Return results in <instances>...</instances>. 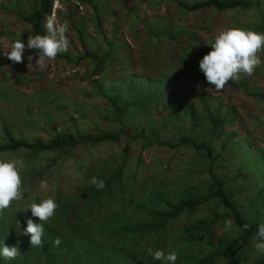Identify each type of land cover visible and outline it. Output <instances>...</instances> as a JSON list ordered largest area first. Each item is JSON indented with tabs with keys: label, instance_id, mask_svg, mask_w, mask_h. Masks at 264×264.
Wrapping results in <instances>:
<instances>
[{
	"label": "trees",
	"instance_id": "obj_1",
	"mask_svg": "<svg viewBox=\"0 0 264 264\" xmlns=\"http://www.w3.org/2000/svg\"><path fill=\"white\" fill-rule=\"evenodd\" d=\"M158 2L145 1L143 10L152 9L142 22L147 35L131 37L132 47L121 33L110 34V39L103 35L97 53L88 44L91 37L74 23L81 54L73 59L62 52L56 57H65L68 64L77 66L85 62L89 94L103 101L95 107L102 113L103 123L110 126L97 123L96 133L78 132L75 127L65 131L49 128V137L30 141L12 136L10 125L17 123L21 114L0 111V157L10 153L12 157L7 158L20 157L25 163L21 173L24 198L18 201L23 204L18 206L14 201L0 220V244L18 247L20 255L14 260L0 257V264H74L87 257L98 264H164L148 254L149 247L166 254L175 251V264H264V254L252 247L253 236L264 223V64L253 75L242 74L217 91L199 69V61L211 51L213 42L200 43V34L193 30L178 32L179 27L189 25L185 17L208 10L230 15L233 20L228 28L264 33V0H160L166 5L165 27L152 28L163 26L157 19L153 22ZM51 3L37 0L27 13L16 12L13 20L20 21L33 36L46 35L44 23ZM89 4L98 11L97 2ZM170 4L174 7L168 11ZM67 10V16L73 15ZM131 10L139 19L136 9ZM93 17L94 30L101 32L105 22L98 12ZM114 29L120 31L115 24ZM118 37L127 47L126 60L121 55L123 49L120 52L114 45ZM24 54L38 56L36 50L28 48ZM258 55L264 60V50ZM3 56L0 65H13ZM170 60L175 64H168ZM188 76H194V81L189 82L186 92L182 81ZM246 79L257 89L245 87ZM133 80V87L123 85ZM145 81L153 85L145 86ZM139 85L147 90H133ZM229 89L256 102L249 117L239 116L240 108L225 95ZM63 92L51 93L59 106L72 102L66 97L71 96L70 89ZM56 111L68 114L67 109ZM83 111L81 107L74 112L81 115ZM51 115L47 125L58 119L56 113ZM253 115L251 127L245 120ZM65 117L59 126L64 122L90 125L87 119ZM23 124L31 126L26 119ZM245 126L248 131L239 130ZM92 177L102 179L105 188L97 190L89 182ZM42 181L47 182V188L41 189ZM246 192L250 207L239 199V194ZM48 197L59 207L44 224L43 247H32L30 237L23 234V218L31 217V211L24 210L31 202ZM13 211L15 214H10ZM15 219L21 221L20 228ZM227 221L233 227L225 231ZM57 237L59 246L54 245ZM107 248L123 254L119 261L105 251Z\"/></svg>",
	"mask_w": 264,
	"mask_h": 264
},
{
	"label": "rangeland",
	"instance_id": "obj_2",
	"mask_svg": "<svg viewBox=\"0 0 264 264\" xmlns=\"http://www.w3.org/2000/svg\"><path fill=\"white\" fill-rule=\"evenodd\" d=\"M58 8L56 9L55 13L60 22L67 21L70 25L69 31L67 33V36L70 41L69 48L66 52H63L64 54H68L74 59V56L80 55V48L78 46V43L76 42V32L74 31L73 24L77 23L80 28L83 30L84 34L88 37V44L93 46L94 51H98L97 49L98 45L101 44V36H110L108 35V27L112 24L119 25V30H112L110 31L113 35H119L121 33L122 39H128L131 43V47L134 45L132 44V40L130 39L135 38L139 39L142 36H146L147 33H145L146 27L142 22H146V15H151L152 9L148 11H144V3L145 1L148 2V0H110V2L114 3L113 9L110 8L109 11L106 13L108 9H106V6L108 5V0H84V2H81L82 0H56ZM89 1L91 4H94L97 2L99 4L98 11L95 9H91V6L89 4ZM186 3H189L192 0H182ZM37 0H0V54L2 55L0 57V62L4 60V52L7 50H10V47L12 45L13 40L20 39L21 42L25 44V49L27 48V40L29 36H33L29 29H25L24 25L20 21L13 20L16 18V12H22L27 13L30 8L34 5H36ZM80 4V9L77 8L75 3ZM112 3V4H113ZM137 5V6H136ZM158 8H153V22L157 21L159 23H163V26H156L152 28H160L165 27V3L164 2H158ZM125 7V8H124ZM150 7V6H149ZM174 4H170L167 7V10H173ZM131 8L136 9L138 12L137 15L139 20L136 19L135 11L131 10ZM67 9H71L73 11V15L70 17L67 16ZM159 9L160 12L157 13L156 10ZM119 12L117 14V11ZM143 11V13H142ZM100 14V17L103 19V22H105L106 26L105 28H102L101 32H94V17L93 15L96 13ZM110 12V13H109ZM157 14H161L162 16L157 17ZM169 14V13H168ZM152 19V18H151ZM233 19H231L230 15H228L226 12L219 14L212 11H204V12H197V14L194 15H188L185 17L186 22L189 23V25L185 24L183 21L182 23L185 24V26L179 27V33L183 32V30L186 31H196L200 34V43H207L208 39H210L212 42H214L215 36L218 34V32L222 29H226L228 27L227 24L230 23ZM111 21V22H110ZM110 23V24H108ZM152 23V22H151ZM180 26L181 23H178ZM203 25V29L198 28ZM45 26V23H44ZM46 28V27H45ZM2 29V30H1ZM110 30V29H109ZM104 33V34H102ZM94 34V35H92ZM111 37V36H110ZM109 37V39H110ZM151 37V36H150ZM186 39V36L183 37ZM121 38L118 37L115 39L116 43L114 44L115 47H118L119 51L121 52L122 58L126 60L127 56L125 55V49L127 47L121 43ZM152 40V39H151ZM96 46V48H95ZM199 46V44H198ZM89 47V45H87ZM200 49V47L198 48ZM79 53V54H78ZM32 56L31 54H24L23 62L22 63H13L11 64H1L0 65V111L1 110H9V115H15L16 113H20L21 117H18L17 123H13L10 125V128L12 129V136L14 138H23L26 140L32 141L33 139H46L50 136V131L53 128L55 129H63L64 131L68 128L70 130H75L77 128L78 132H90V133H96L94 125L98 123V126L104 127L105 125H109L107 122L103 123L102 121V113L96 108L95 106L103 105V101L101 98L95 99L94 95L89 94V89L91 87L89 81L85 80L84 77V70H85V62L81 61L80 64L77 66V64H68L65 57L56 58L55 60H50L47 62V67L45 70L41 71L39 68L35 67L36 59H38V56H33V60L31 61L33 67L29 68L27 67L29 61L28 57ZM117 59V58H116ZM172 61V62H171ZM164 62V61H163ZM175 62L173 60L168 61V64L171 66ZM165 64H162L164 66ZM186 66V65H185ZM184 67V66H183ZM189 67H191L189 65ZM183 70V68H180V72ZM178 72V74L180 73ZM188 73V71H186ZM242 75V74H240ZM123 77H127L125 75H122ZM194 81V76H188L182 81V89L186 92L190 90L189 82ZM251 79H246L244 81L245 87H252L251 86ZM136 83V81H132L131 83H125L123 85L128 87H133V85ZM159 83V82H155ZM145 86H152L153 83L149 81H145L143 83ZM196 85V84H195ZM262 85V83H261ZM259 85V86H261ZM103 86V85H99ZM107 86V85H105ZM196 87V86H195ZM103 87H101L102 89ZM194 88V87H193ZM63 89L67 90L70 89V95L66 96L71 98L72 102L71 104L65 102L63 105L59 106L57 104V101L51 96V93L53 90L59 93H64ZM100 89V88H98ZM100 89V90H101ZM106 89V88H105ZM144 90H147V88L143 87V85H139L133 90L143 92ZM251 90H256L257 86L250 88ZM124 90V89H123ZM91 92V91H90ZM99 93L100 91L97 90ZM106 93H109V90L105 91ZM69 93V92H68ZM189 94V93H188ZM217 95V94H213ZM225 95L229 97L233 103H235L239 108V116L245 119L247 114L251 115L255 107L256 102H249L248 99L242 98L241 94H238L237 90L229 89L225 91ZM11 99V100H10ZM224 99V98H223ZM63 102V100H62ZM6 103V106H4ZM8 103V104H7ZM14 105V106H13ZM42 107V108H41ZM81 107L84 109L81 115L79 113L74 112L78 109H81ZM51 108V110H49ZM60 108L67 109L68 114H64L62 116L61 112H58L56 110H59ZM249 110V111H248ZM51 112L54 114L56 113L58 119L57 120H51L49 123L50 125H47L45 122L47 119H49L52 115ZM0 115L1 112H0ZM71 115L73 116L74 120L76 119H87L88 123L90 125L84 127L82 126H72L69 122H64L62 126H59L60 121L62 119H65V116ZM3 116L5 114L3 113ZM254 118V115L246 119V122H249L250 126L252 125L251 122ZM27 120L30 122L31 126L24 125L23 121ZM59 121V123H58ZM86 121V120H85ZM87 122V121H86ZM110 126V125H109ZM75 127V128H74ZM240 131H248V128L245 126V128H239ZM263 137V136H261ZM1 133H0V142L2 141ZM6 157H12L10 153L5 154ZM15 158V157H13ZM36 163H41L40 159L35 160ZM241 193V192H240ZM240 200H244L245 207H250L248 204L249 198L248 193L239 194ZM254 200V199H252ZM25 202V199H24ZM23 202H18L17 205L21 206ZM25 207V206H24ZM24 212V211H22ZM10 214H15V211L10 212ZM5 217V215H4ZM25 221L26 218H23ZM225 228V226H224ZM27 236V235H26ZM106 252H111L110 254H113L116 256V259L119 261V256L123 255L121 252H113L111 249H105ZM103 253V252H102ZM80 257V256H77ZM91 260V261H90ZM93 260V261H92ZM95 260L93 258L88 259V257L80 258L79 260H75L74 264H98V262H94ZM115 264H117L115 262ZM143 264V263H142Z\"/></svg>",
	"mask_w": 264,
	"mask_h": 264
},
{
	"label": "clouds",
	"instance_id": "obj_3",
	"mask_svg": "<svg viewBox=\"0 0 264 264\" xmlns=\"http://www.w3.org/2000/svg\"><path fill=\"white\" fill-rule=\"evenodd\" d=\"M55 8L56 4L54 3L53 14L46 17L45 20L47 34L29 36L27 40V48L38 52L35 67L41 71L45 70L48 61L55 60L58 54L66 52L70 45L67 36L70 25L67 21L60 22L58 20ZM262 50H264V33L236 27L222 29L211 44V51L199 61V69L203 72L208 84L213 85L215 90L222 91L230 80H239L240 74L251 76L256 68L264 64V60L258 55ZM24 52L25 44L18 39L12 43L10 50L4 52V55L13 63H22ZM32 60L33 56H29L28 69L33 67ZM24 169L25 163L22 158L0 157V220H4L5 211L12 206L14 201L18 202L24 198L21 176ZM89 182L97 190L105 188V182L97 177H92ZM40 187L41 189L47 188V182L42 181ZM58 207L55 199L48 197L39 203L31 202L24 210L25 212L31 211V217L26 218L23 234L30 237L32 247H43L44 224L54 216ZM33 218H38L39 222H35ZM15 225L20 228L21 221L15 219ZM232 227V222L227 221L225 231ZM248 227L247 224L243 225L244 229ZM60 243L61 240L57 237L54 245L59 246ZM252 247L256 253L264 254V223L259 224L252 238ZM147 252L154 260L163 261L164 264H175L178 259V254L175 251L166 254L162 249L154 251L149 247ZM19 255L18 247L0 244V257L3 259L14 260Z\"/></svg>",
	"mask_w": 264,
	"mask_h": 264
},
{
	"label": "built area",
	"instance_id": "obj_4",
	"mask_svg": "<svg viewBox=\"0 0 264 264\" xmlns=\"http://www.w3.org/2000/svg\"><path fill=\"white\" fill-rule=\"evenodd\" d=\"M54 3L56 4L55 11L58 8L57 1L56 0H52L49 16L53 14V11H54ZM75 5L77 6L78 9H80V4L78 2L75 3Z\"/></svg>",
	"mask_w": 264,
	"mask_h": 264
},
{
	"label": "crops",
	"instance_id": "obj_5",
	"mask_svg": "<svg viewBox=\"0 0 264 264\" xmlns=\"http://www.w3.org/2000/svg\"><path fill=\"white\" fill-rule=\"evenodd\" d=\"M108 1H110V0H108ZM113 3V2H112ZM111 3V5H110V7L113 9V7H114V3L112 4ZM110 13V12H109ZM140 18V17H139ZM137 20H139L138 18H136ZM111 22V21H110ZM108 24H110V23H108ZM143 24V23H142ZM115 25H116V27H118V25L115 23ZM106 26V25H105ZM110 29V30H109ZM111 29H113V24L111 25V28H110V26L108 27V35H110L111 33H110V31H112ZM97 31V30H96ZM95 30H94V32H96ZM92 35H94V34H92ZM110 37V36H109ZM108 37V38H109ZM102 40V39H101ZM79 46V45H78ZM80 50V49H79Z\"/></svg>",
	"mask_w": 264,
	"mask_h": 264
}]
</instances>
